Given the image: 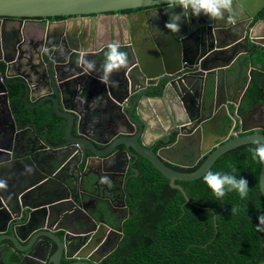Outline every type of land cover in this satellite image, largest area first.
<instances>
[{
  "label": "water",
  "instance_id": "obj_1",
  "mask_svg": "<svg viewBox=\"0 0 264 264\" xmlns=\"http://www.w3.org/2000/svg\"><path fill=\"white\" fill-rule=\"evenodd\" d=\"M256 1L233 0L232 10L225 15L223 20L207 19L208 23L205 24L213 26L211 27L213 28L212 35L205 32L208 30L204 33L200 29L201 25H196L194 29L196 39L194 38L191 43L188 42L191 32L185 24V18L191 17L190 14L183 16L181 32L171 34L170 38L174 37V39L168 46L162 47L160 41L152 37L154 32L149 30L150 45H142L145 47L142 53L139 52L134 41V35L137 33L135 29L131 26L127 31L118 23L117 36L120 42L115 41L112 32L110 43L115 42L127 47L124 52L128 54L129 64L120 70L119 75L114 79L113 86L101 83L102 88L109 87L108 91L105 89L99 91L102 112L110 111L114 114L112 118H108L109 126L105 129L116 138V141L112 147L96 151L97 147L95 148L92 139L77 130L80 120H77V123L76 119L81 114L79 110L82 97H79L78 104L70 110L62 109L60 104L69 103L70 96H76L79 87L84 91L86 86L96 83V80L92 78L94 76L92 72H86L83 66L78 64L82 54L84 59L98 60V64L103 68L105 55L101 56V53L110 43L96 42L95 21L101 15L154 7H162L165 19L168 21L170 16L181 14V9L169 8L165 0H0V17L26 19L83 17V19L75 20L74 24L67 29V33L73 34L74 43L79 45L78 49L76 46L64 45L63 57L56 58L58 46L46 47L49 49V57L44 66L40 64V66L30 67L18 63V68H16L13 60L7 58L4 60L3 70L0 71L2 72L0 80L3 76L6 83V79L16 77L17 79L10 83L24 86L26 103L29 102L33 86H44L46 96L43 100L51 101L55 114L65 120L66 142L64 149L59 150L53 147L46 135L39 137L30 127L20 128L18 119L9 107L6 95L4 109L7 111L10 124L0 128V157H6L5 160L0 159V180L6 183L10 180L14 184H7L5 189L0 190V241L8 240L13 243L19 254L9 245H7V251L19 257L16 261L18 264H26L29 258L33 259L34 264H62L63 254L67 258L69 249L77 244L75 242L78 240H74V243L70 242L66 229L52 230L49 227L51 225L49 222L53 221L54 215L59 214H55L56 210L66 202H71L69 191L64 190L66 186L58 179L59 177H56L54 168L72 160L77 150H80L78 164L85 168V172L88 171L84 177L89 175L99 177L96 171L90 169L91 163H95L96 169L102 171L100 165L102 166L103 163L112 164L115 159L128 158V154L136 158L138 156L147 160L169 181L171 188L180 191L186 201L191 203L183 188L175 184L176 181L198 180L225 153L244 145L264 142V127L253 133L242 130V136L229 138L233 129V120L236 122L242 120L244 114L248 116L253 111L264 122V78L255 82L259 87L258 94L244 92L237 101V91L241 82L239 73L233 70L232 66L222 67L217 63L218 50H222L223 47L232 49L238 40H242L244 53L249 56L245 37L249 34L248 37L252 38V29L247 31V26L264 7V0H258L263 2L261 6ZM241 10L247 13V16L244 18L245 27L239 31L235 23H238L237 14L242 13ZM250 10L256 11L249 13ZM142 14L143 12H140L138 15ZM258 23L264 24V21L259 20L256 24ZM128 36H130L129 40ZM256 38L254 37L253 43L259 45V51L264 53V37L258 39V42ZM263 66L264 57L259 63L260 68ZM12 73L15 75H11ZM86 78L89 80L86 81ZM254 81H251L248 86ZM0 84L3 86L1 81ZM3 89L6 90L4 86ZM248 107L251 112L248 111ZM163 110L165 111L163 112L164 118H168L172 125V130L165 135L175 134L176 142L185 140L196 145L206 144L208 141L213 142L199 152L198 160L202 157L206 158L196 171L177 172L167 165L169 161L161 157L160 153L156 154L150 149L154 142L147 143L148 133H156L160 136L159 139L163 137L160 131L162 127L156 118L158 115L162 117ZM257 110L260 111L257 113ZM152 124L156 125V129ZM74 127L77 130V136L72 138ZM121 129H126V133L116 132ZM27 131H33L32 134L35 135L32 137L33 143L31 138L24 135ZM118 134L123 135L118 137ZM55 138L58 140L60 135H56ZM36 145L38 146L32 147ZM121 146L124 149L114 153V150ZM18 147L23 150L33 149L30 154L17 157ZM169 150L171 148L164 152ZM61 151L64 153L58 156ZM38 165L45 166L47 170L36 169L35 166L38 167ZM26 169H31V171H26ZM259 188L264 200V165L260 168ZM22 216H24L22 224L14 227V224H18V218ZM36 221L41 223L38 228L33 226ZM37 230L39 231L34 233ZM7 232H9L8 235H6ZM58 232L63 233V239L56 235ZM121 232L122 228L119 230L120 234ZM116 234L101 219L96 224L92 240L87 248L93 250L102 242H108ZM121 237L122 235L99 261L94 262L88 257H82L81 259L85 262L77 264H99L113 253ZM52 242L57 245V251L54 253H51ZM25 243V246H21ZM84 245L83 243L82 246ZM6 261L7 264L15 262Z\"/></svg>",
  "mask_w": 264,
  "mask_h": 264
},
{
  "label": "flooded vegetation",
  "instance_id": "obj_2",
  "mask_svg": "<svg viewBox=\"0 0 264 264\" xmlns=\"http://www.w3.org/2000/svg\"><path fill=\"white\" fill-rule=\"evenodd\" d=\"M257 1L256 3H259V6L263 5V2H259V1L257 2ZM161 8L162 7H154V8L139 9L134 11L113 13L111 15H101V17H99L95 21L97 27L95 29V33L97 37L96 42L101 44L110 43L112 38V32L114 33L115 41L120 42V39L117 36V32L119 31L118 23L120 20L124 21V25L122 23H120V25L123 26L124 29H126L127 31L130 29L131 26L135 29V32L137 33L134 35V39L135 37H137L138 34H139L138 36H142L143 38L147 39L149 36H151L149 30L154 32V35L157 36L158 41H160V39H167V37L170 38L172 33L164 27L167 20L165 19V16ZM241 11L242 13L237 14L238 23H235L237 25L236 27L239 28V31H241V29L245 27L244 23L246 20H244V18L245 16H247V13H245L243 10ZM255 11L256 10H252V11L250 10L249 13ZM140 12H143V14L138 15ZM263 14H264V7L256 14V16L251 21L253 26H255L259 20L264 21L263 19H259L255 21L257 17L262 16ZM92 17H96V16H92ZM102 17H106L104 19H106L107 21L110 20V23H112L113 21H118L117 26L114 27V25H112L113 23L109 24L108 29L105 32L103 33L100 32L102 30L101 28L102 22H100V19ZM242 18L243 20L241 21ZM77 19H83V17H58V18H40V19L0 17V71L3 70L4 60H6L7 58L13 60V63L15 64L16 68H18V63L30 67L40 66V64L44 66L45 61H47L49 57L48 55L49 53L44 52V49L46 47H52L54 45L58 46L56 58L63 57L65 50L63 47L64 45L73 46V47L76 46L77 47L76 49H78L79 45L74 43L72 37L73 34L67 33V29L71 27L74 24L75 20ZM207 19H208L207 17H202V16L199 18L193 16L185 18V22H186L185 24L188 30H190L191 32V36L188 38L189 43H191L194 40V38L196 39V36L194 34L195 33L194 29L196 25L197 26L201 25L200 29L203 30V32L205 30H208L205 32L209 35H212L211 31L213 30V28L211 27L213 26L205 24L208 23ZM249 25L247 26V31L251 30L249 29ZM248 36L249 34H246L245 37L247 43L249 39ZM129 38L130 36H128V40ZM172 39H174V37L170 38V40ZM144 43H145L144 41L143 42L138 41V43L136 44L139 47ZM126 48H127L126 46H121L120 50L125 51ZM229 49L232 50L234 56H235L234 53L238 51V49L239 50L242 49V52L244 53L242 40H238L236 44H234V48L232 49L229 48ZM106 51L107 48H105L102 51L101 56H104ZM218 51L219 54H217V60H218L217 63L227 62L226 65H222V67H227V65L229 66L231 60L234 59V56L232 57L227 56L226 54L227 51L226 52H222L220 50ZM248 51L250 55L249 48ZM222 55L223 57L221 58ZM86 60L95 61V59L92 58H86ZM95 69H96L95 71H92V74L94 75L92 76V78L96 80V83H91V85L86 86L84 91H82L79 87L76 92V96L73 95L70 96L69 103L66 104L60 103V104L62 109L70 110L72 107L78 104L79 97L80 96L82 97L80 98L81 108L79 110L81 114L76 119V122L77 120H80L79 123L77 122L78 123L77 130L82 134H87L92 139L95 148L97 147L96 151H103L107 147L109 148L112 147L113 143L116 141V138L113 137L112 134L107 132V130L105 129L109 126V123H107L108 118H112L114 114L110 111L102 112L101 110L102 109L100 104L101 96L99 95V91H101L102 89L108 91L109 87L108 88L101 87L102 84L99 81V77L102 75V68L101 65L98 64V60L95 61ZM83 73H85V71ZM119 73L120 70L118 72H114L111 76V81L115 82L114 79L116 78V76L119 75ZM11 75H15V74L12 73ZM15 79L17 78L16 77L8 78L6 80L9 83L7 82L5 83L4 82L5 80L3 79L2 76L0 80L3 83V86L6 88V90H4L3 86L0 84V88H1L0 89V128L2 127L4 128L5 125L10 124L7 116V111L4 109L6 107L5 105L6 95L8 96L9 107L13 115L15 116L13 111V102H18V89L21 87L23 89L21 95L22 102L23 105H25V107L28 110H32V111L39 110L41 112H44L46 109L51 108L50 111L53 112V115L54 117L57 118V121L61 123H59L58 129H56L55 131H50L49 128L47 127L40 128V126L36 123L37 121L32 123L29 122L27 123L26 126H21L20 123L18 122L20 128L25 129L30 127L31 129H33L34 132H36V134L39 137H41L42 135H46L47 140L53 145L54 148H57L59 150L64 149V145L66 142L65 120L59 118L55 114L53 109V104L51 101L43 100V98L46 96L45 87L33 86L32 87L33 91L29 96V102L26 103L24 101V97H25L24 86L18 83H13V82L10 83ZM87 80H89V78H86V81ZM109 85L113 86V83H110ZM255 87H256V94H258L259 87L257 85ZM246 92L247 90L245 91V93ZM252 93L254 94V90H251V92H247L246 94H252ZM237 95H238V99H237L238 101L241 98V92L238 93ZM248 111L251 112L249 107H248ZM259 111L260 110H257V113ZM163 112L165 111L163 110L161 112L162 117H159L160 115H158L156 116V118L159 120V123L162 127L165 126L164 124L169 122L170 124L168 131H171L172 130L171 122L169 121L168 118H164ZM254 115L257 114H254L253 111L252 113L248 114V116L251 117L252 116L254 117ZM244 117H246V114L243 115V119ZM258 119L260 120V117H258ZM242 120H239L237 122L233 120V129L229 134V138H234L243 135L241 132L242 130H246V129ZM152 125L156 127L155 124ZM259 125H260L259 128L250 129V130L247 129L248 133H253L258 130H262V127H264V122L260 120ZM77 130L74 127V130L72 131V138H74V136H77L76 135ZM168 131H166L165 133V130L163 129L161 133L163 136L162 139H159L160 136L157 135L156 133H148V137H151L148 139H150L151 141L147 143L152 144L154 142V144L150 146V149L153 150L154 153L156 154L160 153L161 157L168 160L169 162L167 163V165L171 169H173L174 167L179 169L193 168L196 165H198L200 161L205 160L206 157H202L201 159L198 160L199 152H202L203 150L202 148L211 145L213 142L208 141V143L206 144L198 143V145H196L191 141L188 142L185 140L181 142H176L175 134L171 136L165 135L168 133ZM32 132L27 131L24 135L27 136L28 138H31L32 140V137L35 136L34 134H32ZM116 132L126 133V129H121L118 131L116 130ZM59 134H60V138L57 140L55 137L56 135ZM122 135L123 134H118V137ZM40 141H42V139ZM37 146L38 145L32 147H37ZM170 148L171 150L167 151L166 153L164 152V150ZM32 149L33 148L23 150V148L18 147L16 156L21 157L24 154H30ZM121 149H124V147L121 146L116 148L114 150V153L120 152ZM131 151L134 152L133 150ZM63 153L64 152L61 151L58 154V156H61ZM0 159L5 160L6 157L1 156ZM141 159L145 160L142 157L137 156L136 158V156H129L128 154V158L122 157L117 160L115 159L112 164L103 163L102 166L100 165L102 171L96 169L95 163L94 164L91 163L89 166L90 169L96 171L99 177L97 178L92 175L84 177L87 175L88 171L85 172V168L80 167V164H78L80 161V150H77L72 160H68L64 164H59L56 166V168H54L56 177L57 178L59 177L58 179L61 180V182L66 186V188L64 187L65 188L64 190L67 191L68 189L71 197L70 198L71 202L70 203L66 202L56 210L55 214L57 213L59 214L54 215L53 217L54 223L51 220V222H49L51 224L49 225V227L52 230H56V229L60 230L61 228L66 229L71 243H74L73 242L74 240H78L75 242L77 244H74L73 248L71 247L69 249L67 253V258L65 257V254H63L62 264H77V263L85 262L83 259H81L82 257H88L92 261L97 262L100 260L102 255H104L111 247L115 245V243L120 238V235H122L117 248L119 247L121 241L124 238L123 224L131 218V210H130L131 197L128 195L126 191V185L129 180V177L138 176V174L137 175L135 174L138 173L137 166L141 161ZM181 165H185V167H181ZM35 168L38 170L40 169L44 171L47 170L45 166L38 165V167L35 166ZM58 171L61 172L59 174H56L58 173ZM175 171L182 172L177 169ZM185 173H189V172H185ZM104 176H107L109 178L110 183L108 184L100 183L101 177ZM177 182L179 181H176L175 184L179 185ZM7 184H14V183L9 180V183H6V186ZM168 184L170 186L169 181ZM75 201L77 203H75ZM126 209H128V212H126ZM23 219L24 216L18 218V224H14L13 226L14 227L20 226L22 224L21 222L23 221ZM101 219L104 220L108 224V226L111 229H113L117 234L111 237L108 242L104 241L100 245L95 247L93 250H89L87 246L90 244L92 240L93 237L92 234L96 229V224ZM33 226L34 228H38L39 226H41V223L36 221ZM47 226H45V228ZM121 228H122V232L120 234L119 230ZM38 231L39 230L35 231L34 233ZM8 234L9 232L6 233V235ZM56 235L60 239H63V233L58 232L56 233ZM83 243L85 244L84 246H82ZM7 245H9L11 249H14V251L19 254V252L14 248V245L11 241L8 240L0 241V264H7L6 260L15 261L14 264H18L16 261L19 260V257H16L13 254L12 255L9 254V252L7 251L8 249ZM25 245L26 243L22 244L21 246H25ZM77 245L80 246L77 247ZM51 246H52L51 253L57 251V245L55 242H52ZM117 248L113 252H115ZM21 262H23V260H21ZM101 262L99 264H101ZM26 264H34L33 259L29 258Z\"/></svg>",
  "mask_w": 264,
  "mask_h": 264
},
{
  "label": "trees",
  "instance_id": "obj_3",
  "mask_svg": "<svg viewBox=\"0 0 264 264\" xmlns=\"http://www.w3.org/2000/svg\"><path fill=\"white\" fill-rule=\"evenodd\" d=\"M263 19L264 14L255 19ZM254 21V22H255ZM18 89L13 102L21 126L36 122L40 128L58 129L51 108L28 110ZM60 135V134H59ZM238 147L222 155L210 169L248 181V195L241 199L235 191L217 199L203 182H177L182 193L147 161L139 162L138 176L129 177L126 191L131 197V218L123 224L124 238L115 252L101 264H264V232H257V218L264 215L259 188L261 164L250 149ZM204 160L182 172L196 171ZM235 210V211H233Z\"/></svg>",
  "mask_w": 264,
  "mask_h": 264
},
{
  "label": "clouds",
  "instance_id": "obj_4",
  "mask_svg": "<svg viewBox=\"0 0 264 264\" xmlns=\"http://www.w3.org/2000/svg\"><path fill=\"white\" fill-rule=\"evenodd\" d=\"M165 2L169 8L178 7L181 9V14L170 16L164 25L173 34L180 32L183 16L190 14L196 18L205 16L210 20H223L225 15L231 12L233 4V0H165ZM120 49L121 45L115 42L107 46L102 75L99 77L100 83L104 85L114 83L111 81L112 74L128 66V54ZM44 52H49V49L45 48ZM78 64L82 65L86 72L91 73L96 70L95 62L84 59L83 54L79 58ZM250 152L253 160H258L261 165H264V142H257V146L250 149ZM26 171L30 172L31 169H26ZM202 179L217 199L222 200L228 192L233 191L237 192L241 199L246 198L248 195V181L244 178H237V176L232 174L209 170ZM100 183L108 184L110 180L107 176H104L101 177ZM5 188L6 182L0 181V189ZM257 221L256 231L264 232V215H260Z\"/></svg>",
  "mask_w": 264,
  "mask_h": 264
},
{
  "label": "crops",
  "instance_id": "obj_5",
  "mask_svg": "<svg viewBox=\"0 0 264 264\" xmlns=\"http://www.w3.org/2000/svg\"><path fill=\"white\" fill-rule=\"evenodd\" d=\"M106 17H102L100 19L101 23V28L102 30L100 32H105L108 29V25L112 24L114 25V27L117 26V22L118 21H113L112 23H110V20L107 21L106 19H104ZM108 18V17H107ZM116 18V17H115ZM114 18V19H115ZM119 23H122L124 25V21L120 20ZM253 27V28H252ZM249 29H252V38L248 39V43L247 46L250 50V55L247 56L245 53L242 52V49L238 51H236L233 55L232 50H230L228 47H223L222 52H226L227 56H234V59L231 60L230 65L232 66L233 70H237V73H239V77H241V82H240V88H239V92L237 91V93H244L246 90L247 92H251V90H254V94H256V83L258 82V80L260 78L264 77V66L263 67H259V63L262 62V58L264 57V53L259 51V46L257 44H254V37H257L256 42L258 41V39H263L262 37H264V24L263 23H258L255 26L252 25V23L249 25ZM152 37L154 39H157L156 35H152ZM149 38V39H148ZM147 39L143 38L142 36H137L135 37V42L138 43V41H144L145 43L143 45L147 46L148 44L150 45V41L151 40V36H149ZM164 38V37H161ZM158 41V39H157ZM159 42V41H158ZM203 42V41H202ZM169 44H171V40L170 38L167 37V39H160V45L162 47L164 46H168ZM145 47H143L142 45L138 47V50L140 53L143 52ZM264 48V47H263ZM223 57V55L221 56V58ZM227 63V62H226ZM226 63H218L219 65H226ZM228 66V65H227ZM255 80L253 83H251L250 86H248V84ZM257 80V81H256ZM256 82V83H255ZM233 94V92H231ZM253 94V93H252ZM251 116H246L244 117V119L242 120L244 125H245V129L250 130V129H255V128H259V122L260 120L258 119L257 115H254V117L252 116L251 118H249ZM169 122H167L166 124H164L165 126H161L162 127V131L163 129L166 131L169 130ZM155 129L156 127L153 126ZM151 137H146L147 142H150L151 140L148 139Z\"/></svg>",
  "mask_w": 264,
  "mask_h": 264
}]
</instances>
